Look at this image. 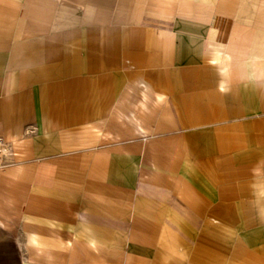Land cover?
<instances>
[{
	"label": "crops",
	"instance_id": "crops-1",
	"mask_svg": "<svg viewBox=\"0 0 264 264\" xmlns=\"http://www.w3.org/2000/svg\"><path fill=\"white\" fill-rule=\"evenodd\" d=\"M0 264H264V0H0Z\"/></svg>",
	"mask_w": 264,
	"mask_h": 264
},
{
	"label": "built area",
	"instance_id": "built-area-1",
	"mask_svg": "<svg viewBox=\"0 0 264 264\" xmlns=\"http://www.w3.org/2000/svg\"><path fill=\"white\" fill-rule=\"evenodd\" d=\"M0 168H1V157H0Z\"/></svg>",
	"mask_w": 264,
	"mask_h": 264
}]
</instances>
